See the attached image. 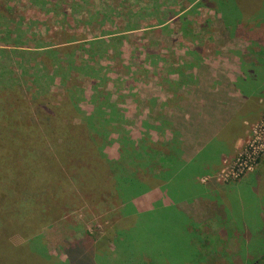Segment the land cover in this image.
Listing matches in <instances>:
<instances>
[{
  "label": "rangeland",
  "instance_id": "1",
  "mask_svg": "<svg viewBox=\"0 0 264 264\" xmlns=\"http://www.w3.org/2000/svg\"><path fill=\"white\" fill-rule=\"evenodd\" d=\"M243 1L0 0V188L18 202L14 184L26 161L37 164L36 156L52 154L63 142L50 133H69L65 144L70 149V136H85L82 141L92 148L69 161L62 181L51 176L43 191L25 184L29 188L20 204L39 208L42 203L45 222L29 240L22 230L12 232L14 250L25 245L34 264L261 263L264 133H259L262 153L252 167L237 176L234 169L255 140L253 129L263 123L264 101L259 119L247 125L245 139L221 151L219 170L204 164L213 142L188 163L193 157L180 136L189 132L203 140L216 121H197L193 112L177 129L175 122L150 120L146 105L161 97L160 83L171 78L168 68L187 66L197 49V37L190 27L184 32L185 23L232 21V13L241 19ZM257 4L246 0L244 6H253V14ZM217 31L224 33L223 27ZM248 44L254 56L263 43ZM259 64L264 69V59ZM202 84L189 96L196 103L205 101V108L221 97V85L219 80ZM34 133L45 138L41 152L33 145L23 150L20 144L21 138H43ZM2 149L10 151L8 159L20 152L16 165L2 159ZM93 150L101 154L103 172L91 164ZM176 164L179 169L173 172ZM184 165L190 176L183 175ZM197 169L203 175L194 178ZM31 172L24 175L30 179ZM172 173L182 174L175 179L185 189L171 188ZM194 179L199 183L195 189ZM94 180H100L98 196L93 191L97 185L88 184ZM147 181H153L151 188ZM138 185L142 188L133 190ZM118 189L128 191L125 203L135 212L123 204L125 192ZM176 191L189 199L180 201L172 195ZM29 210L16 204L11 220ZM20 260L19 255L14 264Z\"/></svg>",
  "mask_w": 264,
  "mask_h": 264
},
{
  "label": "crops",
  "instance_id": "2",
  "mask_svg": "<svg viewBox=\"0 0 264 264\" xmlns=\"http://www.w3.org/2000/svg\"><path fill=\"white\" fill-rule=\"evenodd\" d=\"M245 2L238 6V10L243 11L241 19L237 18L239 14L234 17L236 13H232L230 14L232 21L228 19L215 22L206 19L204 23H196V27L193 23H185L184 32L190 27V31H194V36L197 37L195 42L197 49L191 52V61H187V66L184 67L182 63L179 66L176 64L174 69L168 68L171 78L166 77V82L160 83L161 97L157 102L151 99L152 101L146 104L150 110L148 113L150 120L175 122L177 129L179 123H187V120H190L193 112L197 113L193 118H197L195 119L197 121L203 119L204 122H217L213 125L214 131L208 133L203 140L198 138V134L191 138L189 132L180 133L183 126L180 127L181 143L184 147L187 146L193 157L188 163L192 162L210 142H214L213 140L234 121L237 122L234 127L236 129L229 138L226 137L229 141L222 144H225L222 150L237 147L245 139L247 125L255 123L262 113L264 69L259 61L264 59V0H258L253 14L251 13L253 6H244ZM216 27L217 29L223 27L224 33L217 31ZM217 32L219 38L215 36ZM184 35L187 36L185 33ZM250 42L263 43L258 53H255L256 56L254 54L255 60L253 49L248 47ZM245 52L251 56L247 58ZM254 65L257 68L253 69ZM244 69H251L252 73L246 75ZM204 80L205 84H202ZM214 80L220 81L219 99L208 102L205 108L201 107L205 101L196 103L191 100L189 93L193 89L199 88L201 84L208 87ZM222 150L217 146L213 148V153L209 157L212 170H219L222 167ZM231 191L236 193L235 190Z\"/></svg>",
  "mask_w": 264,
  "mask_h": 264
},
{
  "label": "trees",
  "instance_id": "3",
  "mask_svg": "<svg viewBox=\"0 0 264 264\" xmlns=\"http://www.w3.org/2000/svg\"><path fill=\"white\" fill-rule=\"evenodd\" d=\"M4 118H7V117H4ZM236 124H237V122L234 121L231 125H229L228 129L225 130L226 133L224 131L220 136H218V138L212 143L213 144L212 147L214 148L217 146V148H221V150H222V148L225 145V144L224 145H222V144L229 141L226 137L229 138L230 135L235 131L236 128H234V127H236L235 126ZM34 134L37 136H42L43 138L39 137L41 139L35 138L34 140L32 138V141H29L26 137L24 139L21 138L20 144H21L23 150L25 149L26 146H30V145H33L34 147H36V149H39L40 152H41L42 148H44V149L46 148L45 142H44L45 138L43 136V133H34ZM50 134H51L50 136H56L57 138L61 136L60 138H63V142L61 143V145H58L57 149L52 154L48 155L49 154L48 153L46 155L40 154L39 156H36L35 157V159H36L35 163H37V164H34L31 161L29 162V160L26 159L27 160L26 161L27 162L26 168L24 169L23 172L20 171V174L21 173H23V174L20 175L17 172V175L22 176L21 180L18 183L16 181L14 184L15 194L16 193L18 194L17 195L18 202L12 201L11 196L8 193H4L3 190L0 188V264H14L15 261L19 258V255L21 257V260L19 263L22 262V264H26L27 261H29V263L31 262L30 264L35 263V260L29 255L30 253L28 251V248L25 245L18 248L17 250H14V248L9 245V238L11 236H13L12 232L22 230L23 233L21 235L23 236V234H24V237L27 240H29L30 238L36 237V231H37L38 227L43 226V224H44L43 221L45 222V220L43 219V215L41 214V213H43L42 203H38L39 208L34 207L35 205H30L31 202L29 200H27L26 202L29 203L30 207L28 206L27 203H25V201L23 202V204H20V196L23 193L24 188L25 189L29 188V186L25 187V184H28V185H30V186H32L35 189L40 190V191L45 190L46 184L48 185L51 176L52 177L54 176V177L58 178V180L62 181L65 177V174L62 173V170L65 169L69 165V161L71 159L76 160L79 157L83 158L85 153L88 154L89 151L92 150V148H90L89 144L86 141H82L83 138L85 139L84 134H83L84 137L70 136V142L72 144L71 145L72 149H70L69 145L65 144L66 135H68L69 133H58V134L57 133H50ZM31 136H33V134ZM1 151L5 152V155L2 156V159L5 162H8V164H10V165H16L15 163L18 162L17 160H18V155L20 154V152H18V151L15 152V157L8 159L7 156L9 155L10 151H5L4 149H2ZM31 152L35 153L34 150H31ZM93 152H94V150H93ZM96 152H97V150H96ZM100 157H101V154H99V151L97 153L94 152L91 156V158H92L91 164L95 165L96 169L98 171L103 172V170H102L103 166L99 163V162H102L103 159H101ZM83 160L86 161L87 159H83ZM209 160H210L209 158L207 160H205L204 164H206L207 162H210ZM176 165L177 166H176V168H174L173 172H175V169H176V171H177V169H179L178 164H176ZM210 165H212V163H210ZM188 169H189L188 166L184 165V169H183L184 174L183 175H186V176L191 175V174H189L190 172ZM28 170H31L33 172V177H31L30 179L24 175ZM32 172H31V174H32ZM201 172H203V171H200L197 169L196 172L194 173L195 174L194 178L197 176L203 175ZM181 175L172 173V177H171L172 183H170L171 188L174 189V187H175V189H177V191L179 189H181L182 187H183V189H185V186L181 185L182 183H180V182H176L177 180L175 179L176 176L179 177ZM24 178L26 181H24ZM100 180L90 181L89 183L87 182L88 184H96L97 185V187H95V190H93L95 193H97V196L99 195L98 185H99ZM148 183L146 185L151 188V183H153V181L148 182ZM194 183L195 184L193 186H191L193 189H195L196 186L199 185V183H197V181L195 182V179H194ZM146 185L144 183L142 186H146ZM169 187H170V185H169ZM134 188L135 189H133V190L137 191V190H139V188H142V187L140 185H138V186H134ZM121 190L125 192V193H121V195H120L121 196L120 198L124 204L125 201H128L127 197H129V195H127L128 194L127 190H125V189H121ZM121 190L118 189L117 193L120 192ZM177 191L175 194L172 193V195L176 196L177 199H179L180 201H181V199L183 200V198L189 199L188 196L186 198L183 195H179V193H177ZM124 199H126V200H124ZM173 199L175 200V198H173ZM179 200H175V201H179ZM16 204L19 206V209L22 208L25 211L28 208H30L29 212L30 213L32 212L35 214L31 213L33 215V217H30V218H28V216L30 215V213H29L28 215H24L23 217H21V219H19V217H17L16 219L11 220V216H15V215L11 214L10 211H11V208H15ZM125 205L128 208H130V210H134V212H135V208L133 207L132 204H130V203L128 204V202H126ZM24 206H27V207L24 208ZM129 213L130 212H128L127 214H129ZM31 259H32V261H31ZM259 264H264V256L261 259V263H259Z\"/></svg>",
  "mask_w": 264,
  "mask_h": 264
},
{
  "label": "built area",
  "instance_id": "4",
  "mask_svg": "<svg viewBox=\"0 0 264 264\" xmlns=\"http://www.w3.org/2000/svg\"><path fill=\"white\" fill-rule=\"evenodd\" d=\"M253 133H257L254 142L236 160L234 169V175L236 176L242 173L245 169H250L262 153V135L259 133H264V119L262 125L258 129H253Z\"/></svg>",
  "mask_w": 264,
  "mask_h": 264
}]
</instances>
